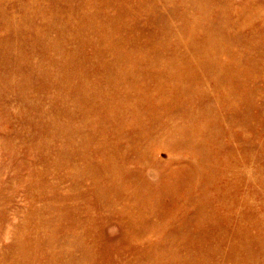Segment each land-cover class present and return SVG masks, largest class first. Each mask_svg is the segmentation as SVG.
<instances>
[{"label":"rangeland","instance_id":"rangeland-1","mask_svg":"<svg viewBox=\"0 0 264 264\" xmlns=\"http://www.w3.org/2000/svg\"><path fill=\"white\" fill-rule=\"evenodd\" d=\"M0 264H264V0H0Z\"/></svg>","mask_w":264,"mask_h":264},{"label":"bare ground","instance_id":"bare-ground-1","mask_svg":"<svg viewBox=\"0 0 264 264\" xmlns=\"http://www.w3.org/2000/svg\"><path fill=\"white\" fill-rule=\"evenodd\" d=\"M185 16H186V15H185ZM190 19H191V18H190ZM210 29H211V28H210ZM183 42H184V41H183ZM154 44H155V43H154ZM164 44H165V43H164ZM185 45H186V44H185ZM207 56H208V55H207ZM209 56H210V55H209ZM200 57H201V56H200ZM198 59H199V58H198ZM195 63H197V62L195 61ZM180 64H181V63H180ZM198 65H199V64H198ZM193 66H194V65H193ZM206 68H208V67H206ZM186 69H187V68H186ZM213 69H214V67H213ZM205 70H206V69H205ZM205 70H204V71H205ZM178 71H179V70H178ZM187 72H188V71H187ZM175 73H176V72H175ZM185 74H186V71H185ZM206 74H207V73H206ZM216 80H217V79H216ZM218 81H219V80H218ZM224 93H225V92H224ZM236 107H237V106H236ZM209 109H210V108H209ZM211 110H212V109H211ZM212 111H213V110H212ZM214 111H215V109H214ZM202 128H203V127H202ZM195 130H196V129H195ZM189 131H190V130H189ZM189 131H188V132H189ZM185 133H186V132H185ZM190 133H191V132H190ZM191 134H192V133H191ZM187 136H188V135H187ZM180 137H181V136H180ZM189 137H190V136H189ZM187 138H188V137H187ZM186 141H187V140H186ZM191 141H192V140H191ZM189 142H190V141H189ZM194 142H195V139H194ZM201 142H202V141H201ZM183 143H184V142H183ZM190 145L193 146V144H191V142H190ZM194 145H195V143H194ZM196 145H197V144H196ZM193 148H195V147L193 146ZM110 170H111V169H110ZM114 170H115V169H114ZM119 170H120V168H119ZM112 172H113V171H111L110 173H112ZM117 172H118V171H117ZM120 172H121V171H120ZM120 172H119L118 174H121V173H122V172H121V173H120ZM124 174H126V173H123V175H124ZM121 175H122V174H121ZM123 175H122V176H123ZM127 175H128V174H127ZM110 176H111V175H110ZM122 176H119V177H122ZM117 177H118V176H117ZM112 178H113V177H112ZM115 178H116V176H115ZM117 179H118V178H117ZM120 179H121V178H120ZM115 180H116V179H115ZM115 180H114V181H115ZM121 180H122V179H121ZM125 180H127V178H126ZM112 181H113V180H112ZM123 181H124V180H123ZM133 181H134V180H133ZM136 181H137V180H136ZM115 182H117V181H115ZM119 182H120V181H119ZM111 183H112V182H111ZM111 183H110V184H111ZM121 183H122V182H121ZM121 183H120V185H121ZM112 184H113V183H112ZM116 184H117V183H116ZM135 185H136V183H135ZM138 185H139V184H138ZM112 186H113V187H114V186L116 187L117 185H114V184H113ZM122 186H123V185H122ZM115 187H114V188H115ZM118 187H119V186H118ZM127 187H128V186H127ZM129 187H131V185H129ZM132 187H133V186H132ZM133 188H134V187H133ZM133 188H130V189H133ZM137 188H138V186H137ZM139 189H140V191H141V188H139ZM139 189H137V191H138ZM144 189H145V188H144ZM113 190H115V189H113ZM116 190H117V189H116ZM121 190H122V188H121ZM125 190H126V188L123 190V192H124ZM137 191H136V192H137ZM127 192H128V191H126L125 193H127ZM130 192H131V190H130ZM142 192H143V191H142ZM131 193H132V192H131ZM131 193H130V194H131ZM139 193H141V192H139ZM139 193H137V194H139ZM134 194H135V193H134ZM142 194H143V193H142ZM127 195H129V194H127ZM124 196H125V195H124ZM141 196H143V195H141ZM127 197H128V196H127ZM134 197H135V201H136V200H137V197H136V196H134ZM132 198H133V197H132ZM113 199H114V197H113ZM120 200H121V199H120ZM127 200H128V198H127ZM139 200H140V196H139ZM121 201H123V200H121ZM137 201H138V200H137ZM119 202H120V201H119ZM133 202H134V201H133ZM138 202H139V201H138ZM138 202H137V204H138ZM140 202H141V201H140ZM115 203H116V202H115ZM118 204H119V203H118ZM121 204H122V203H121ZM128 204H131V203H128ZM141 204H142V203H141ZM122 205H123V204H122ZM124 205H125V204H124ZM135 205H136V204H135ZM119 206H120V205H119ZM133 206H134V205H132V206H130V207H133ZM140 206H141V205H140ZM140 206H138V207H140ZM142 206H143V205H142ZM128 207H129V206H128ZM130 207H129V208H130ZM134 207H135V206H134ZM136 207H137V205H136ZM136 207H135V208H136ZM143 207H145V206H143ZM123 208H124V207H123ZM126 208H127V207H126ZM131 209H133V208H131ZM136 209H137V208H136ZM145 209H146V208H145ZM125 210H126V209H125ZM146 210H149V209H146ZM146 210H145V211H146ZM130 211H131V210H130ZM134 211H135V209H134ZM142 211H143V210H142ZM132 212H133V211H132ZM133 213H134V212H133ZM139 213H140V211H139ZM141 213H142V212H141ZM141 213H140V214H141ZM145 213H146V212H145ZM126 215H128V214H126ZM136 215H137V214H136ZM141 215H142V214H141ZM147 215H148V214H147ZM154 215H155V214H154ZM128 216L130 217V215H128ZM143 216H146V215H143ZM132 217H134V216H132ZM149 217H151V216H149ZM154 218H156V217H154ZM123 219H124V218H123ZM123 219H122V220H123ZM127 219H128V217H127ZM130 219H131V218H130ZM132 219H133V218H132ZM132 219H131V220H132ZM143 219H144V218H143ZM143 219H142V220H143ZM150 219H151V218H150ZM152 219H153V218H152ZM128 220H129V219H128ZM140 220H141V219H140ZM142 220H141V221H142ZM144 220H145V219H144ZM141 221H140V222H141ZM156 221H157V218H156ZM123 222H125V220H124ZM123 222H122V223H123ZM134 222H137V221H134ZM127 223H128V222H127ZM132 223H133V222H132ZM150 223H151V222H150ZM135 224H136V223H135ZM139 224H140V223H139ZM146 224H147V223H146ZM148 224H149V223H148ZM148 224H147V225H148ZM160 224H161V223H160ZM128 225H129V224H128ZM133 225H134V224H133ZM142 225H143V224H142ZM126 226H127V224H126ZM126 226H124V227H126ZM135 226H136V225H135ZM149 226H150V224H149ZM142 227H145V226H142ZM135 228H136V227H135ZM156 228H157V227H156ZM156 228H155V229H156ZM139 229H140V232H141V229H142V228H139ZM145 229H146V227H145ZM146 230H147V229H146ZM146 230H145V231H146ZM136 231H137V229H136ZM143 232H144V230H143Z\"/></svg>","mask_w":264,"mask_h":264}]
</instances>
